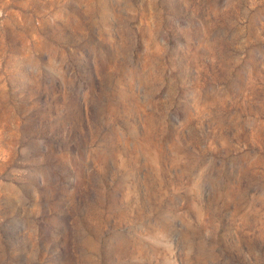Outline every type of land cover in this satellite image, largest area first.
Instances as JSON below:
<instances>
[{
  "label": "rangeland",
  "instance_id": "1",
  "mask_svg": "<svg viewBox=\"0 0 264 264\" xmlns=\"http://www.w3.org/2000/svg\"><path fill=\"white\" fill-rule=\"evenodd\" d=\"M0 264H264V0H0Z\"/></svg>",
  "mask_w": 264,
  "mask_h": 264
}]
</instances>
